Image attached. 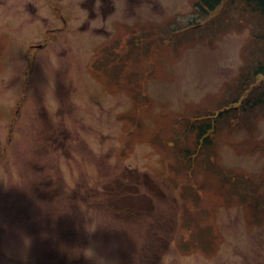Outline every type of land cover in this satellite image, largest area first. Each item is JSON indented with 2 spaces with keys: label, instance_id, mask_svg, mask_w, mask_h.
Segmentation results:
<instances>
[{
  "label": "rangeland",
  "instance_id": "374dc122",
  "mask_svg": "<svg viewBox=\"0 0 264 264\" xmlns=\"http://www.w3.org/2000/svg\"><path fill=\"white\" fill-rule=\"evenodd\" d=\"M197 1L0 0V264H264L255 19Z\"/></svg>",
  "mask_w": 264,
  "mask_h": 264
},
{
  "label": "trees",
  "instance_id": "16d2710c",
  "mask_svg": "<svg viewBox=\"0 0 264 264\" xmlns=\"http://www.w3.org/2000/svg\"><path fill=\"white\" fill-rule=\"evenodd\" d=\"M194 5L202 14L217 12L218 17H215L212 22L216 20V22L219 23L221 20H231L234 14L236 16L247 15L248 17L250 16L255 19V26L251 28L250 32L251 40L255 39V41L260 42V47L258 45L256 48L263 53V57L256 60L255 65L252 68L246 70L249 71L246 72V75H241L242 90L249 84H251L252 88L244 96H241L238 99L243 107V109L241 108L242 111L264 109V78L260 80L261 83H255V79H257L256 76H264V0H199ZM115 42H117L118 46L121 45L120 39L117 38ZM104 76L108 78V74L104 73ZM238 99L236 98L235 101ZM233 108L237 107L234 105ZM228 109L229 107H226L224 111H227ZM222 110L223 109H220L213 117L202 118L197 120L198 122L196 124H190V128L195 131L196 145L193 150L194 153L190 152V149L188 148H183V164L188 161V163H191L194 159V155L196 156L198 151H201L202 147L209 149L212 146L211 133L214 131L216 120L220 118L219 116H221L223 112ZM177 184L180 187L183 182L181 181ZM193 193L196 195L198 193L197 189H194ZM197 201L200 202V199H197ZM197 234H199V232H197ZM196 239L198 240L201 238H195V240ZM203 242L206 243L204 239Z\"/></svg>",
  "mask_w": 264,
  "mask_h": 264
}]
</instances>
